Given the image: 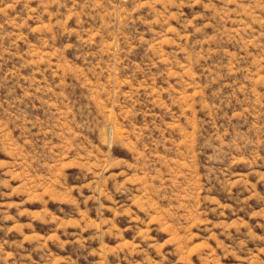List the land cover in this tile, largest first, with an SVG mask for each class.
Here are the masks:
<instances>
[{
  "label": "rangeland",
  "instance_id": "374dc122",
  "mask_svg": "<svg viewBox=\"0 0 264 264\" xmlns=\"http://www.w3.org/2000/svg\"><path fill=\"white\" fill-rule=\"evenodd\" d=\"M0 264H264V0H0Z\"/></svg>",
  "mask_w": 264,
  "mask_h": 264
}]
</instances>
